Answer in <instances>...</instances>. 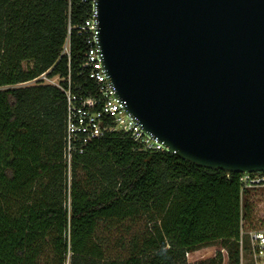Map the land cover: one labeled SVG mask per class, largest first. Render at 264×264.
<instances>
[{"label": "trees", "instance_id": "1", "mask_svg": "<svg viewBox=\"0 0 264 264\" xmlns=\"http://www.w3.org/2000/svg\"><path fill=\"white\" fill-rule=\"evenodd\" d=\"M88 9L82 0H0V264H187L188 253L217 244L226 264H240L241 222L254 223L256 191L242 189L243 174L137 150L124 133L94 140L69 167L65 94L48 84L14 87L51 69L88 91L76 29L70 63L62 55L69 17L77 26ZM141 217L150 231L128 256L107 257L102 223Z\"/></svg>", "mask_w": 264, "mask_h": 264}, {"label": "water", "instance_id": "2", "mask_svg": "<svg viewBox=\"0 0 264 264\" xmlns=\"http://www.w3.org/2000/svg\"><path fill=\"white\" fill-rule=\"evenodd\" d=\"M116 95L209 169L264 173V0H97Z\"/></svg>", "mask_w": 264, "mask_h": 264}, {"label": "built area", "instance_id": "3", "mask_svg": "<svg viewBox=\"0 0 264 264\" xmlns=\"http://www.w3.org/2000/svg\"><path fill=\"white\" fill-rule=\"evenodd\" d=\"M96 1L82 0L83 3L89 5V9L87 17L79 25L73 26L69 17L68 36L62 50V55L67 56L70 63V37L72 30L76 29L87 47L82 69L91 84L88 91L85 94L75 92L70 73L67 77L59 75L51 77L49 74L51 69L14 86L48 84L59 88L65 94L67 104L64 159L69 167H71L74 154L84 153L91 142L109 134L124 133L129 135L135 142L137 150H165L157 136L144 133L138 118L128 112L125 101L116 95V88L107 77L99 45V12L95 6ZM69 5H71V0H69ZM63 82H66L67 86H64ZM240 181L242 189L264 188V173H243ZM239 243L240 264H245L246 255L250 264H264V226L253 223L251 227L247 228L242 221Z\"/></svg>", "mask_w": 264, "mask_h": 264}, {"label": "rangeland", "instance_id": "4", "mask_svg": "<svg viewBox=\"0 0 264 264\" xmlns=\"http://www.w3.org/2000/svg\"><path fill=\"white\" fill-rule=\"evenodd\" d=\"M251 201L253 202L251 216L254 219L255 225L264 226V188H257L251 195ZM152 226L153 222L144 217L124 223H102L98 230V235L102 239L107 257L115 259L128 256L132 242L140 240L143 235L145 236L150 231ZM219 253L223 254L224 259L222 264H226L228 260L227 251L221 249L219 244L204 247L190 253L186 256L187 264H213L212 262L215 259L218 262L217 255ZM46 260L48 261L46 262ZM41 264L54 263L51 262V259L49 260L47 257H44ZM66 264H70V260ZM245 264H250L247 255L245 256Z\"/></svg>", "mask_w": 264, "mask_h": 264}, {"label": "crops", "instance_id": "5", "mask_svg": "<svg viewBox=\"0 0 264 264\" xmlns=\"http://www.w3.org/2000/svg\"><path fill=\"white\" fill-rule=\"evenodd\" d=\"M190 254V253H189Z\"/></svg>", "mask_w": 264, "mask_h": 264}]
</instances>
